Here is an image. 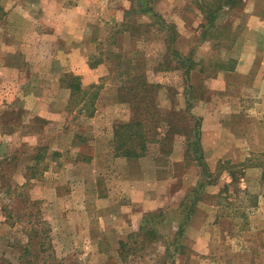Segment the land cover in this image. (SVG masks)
I'll list each match as a JSON object with an SVG mask.
<instances>
[{"label": "rangeland", "instance_id": "374dc122", "mask_svg": "<svg viewBox=\"0 0 264 264\" xmlns=\"http://www.w3.org/2000/svg\"><path fill=\"white\" fill-rule=\"evenodd\" d=\"M226 1L0 0V264H264L256 88L225 74L251 1ZM143 82L159 140L115 157ZM253 122V154L225 159ZM229 173L255 200L220 193Z\"/></svg>", "mask_w": 264, "mask_h": 264}, {"label": "trees", "instance_id": "16d2710c", "mask_svg": "<svg viewBox=\"0 0 264 264\" xmlns=\"http://www.w3.org/2000/svg\"><path fill=\"white\" fill-rule=\"evenodd\" d=\"M241 0H228L226 1L225 5L229 7H234L240 2ZM211 14V12H210ZM206 19L209 21V23L212 24V19L214 20V15H207ZM95 63H90V67H94ZM120 75V74H119ZM118 75V76H119ZM70 83L71 86L69 87L71 90V99H74V97L83 94L84 90H81V79L78 76L70 75ZM133 78L131 79V81ZM135 80V79H134ZM143 91L142 93H139V91H136V88H131L132 91H135V96L131 95V107L133 110L134 117L126 122V123H117L113 126L112 131V147L115 157H124L127 159H138L143 157L147 152V147L153 142H157L156 137L159 136L156 130V120L153 116V109L155 107H152V110L149 106V100L152 98L151 91H149V87H153V84H147L146 82L142 83ZM95 87V86H91ZM92 95V94H91ZM91 97V96H90ZM96 95L93 94L90 98V101L88 102L90 106L89 116H92L94 113V99ZM144 111V114L142 115L140 112ZM152 111V112H151ZM152 113V117L151 114ZM143 117V121L138 119L139 117ZM153 122V125L151 124ZM192 132L191 137H189L190 141V147H193L195 152H200V129H199V122L195 121L193 127L190 129ZM159 140V139H158ZM42 150L45 152L47 149L44 147ZM41 150V151H42ZM37 158V157H36ZM230 177V183L225 182L223 185V189L220 191V193L225 194L228 196L230 193V190L233 193L238 196L240 194H243L244 196H249V198H254L253 195H250L247 191H240L239 190V184H236L238 181L237 177L234 173H229ZM237 185V187H236ZM255 200V198H254ZM256 205V204H255Z\"/></svg>", "mask_w": 264, "mask_h": 264}, {"label": "crops", "instance_id": "0c3cea01", "mask_svg": "<svg viewBox=\"0 0 264 264\" xmlns=\"http://www.w3.org/2000/svg\"><path fill=\"white\" fill-rule=\"evenodd\" d=\"M250 1L251 5L248 4L247 10H245L247 14V22L245 35L244 37H241L243 38L242 43H238L239 39L234 42V45L242 47V50H240V54L234 59L233 69L226 72L225 74H229L230 77H232L234 74H237L241 76H250L253 78L251 86L256 88L253 90V96L256 98V101L253 102V109L251 107L249 110V116L250 119L255 118L257 120L259 128L264 133V0H247V2ZM259 4L261 7H259ZM74 58L75 57H72L70 61V65L72 66H70L69 70L79 73L84 79V76L80 73V71L75 68L76 63ZM85 63L86 59L83 64ZM82 69L84 70V67L81 66V70ZM86 70L88 71V68H86ZM219 127H221V123L219 124ZM250 127L251 129L249 133H245L247 139L243 140L242 147L233 149L231 146L230 148L234 151V153L231 152L230 155L226 156L225 159L228 158L232 161L235 159L243 160L246 159L247 156L253 154L252 151L255 150V145L258 143L259 137L257 138L256 136V139H253L252 137L249 138V136L252 135V129L256 127L254 122L250 125ZM214 139V142L216 143V137ZM217 158L222 159L223 157L222 155H219ZM249 169V171L253 169L257 170V168ZM226 179V182L230 183L229 175H227ZM242 184L243 183L240 184V191H250L248 186H243ZM256 206L264 212V196H260L258 198Z\"/></svg>", "mask_w": 264, "mask_h": 264}]
</instances>
